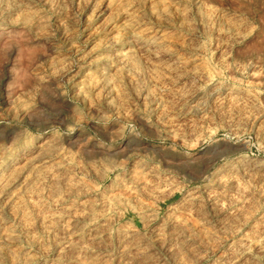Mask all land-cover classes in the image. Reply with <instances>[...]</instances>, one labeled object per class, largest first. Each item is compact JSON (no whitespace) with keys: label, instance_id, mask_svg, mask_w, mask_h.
<instances>
[{"label":"rangeland","instance_id":"1","mask_svg":"<svg viewBox=\"0 0 264 264\" xmlns=\"http://www.w3.org/2000/svg\"><path fill=\"white\" fill-rule=\"evenodd\" d=\"M0 184V264H264V0H0Z\"/></svg>","mask_w":264,"mask_h":264},{"label":"bare ground","instance_id":"2","mask_svg":"<svg viewBox=\"0 0 264 264\" xmlns=\"http://www.w3.org/2000/svg\"><path fill=\"white\" fill-rule=\"evenodd\" d=\"M123 24H125V23H123ZM135 25H136V24H135ZM137 25H138V24H137ZM157 27H158V26H157ZM129 29H130V28H129ZM130 30H132V29H130ZM163 31H164V30H163ZM160 33H161V32H160ZM150 34H151V33H150ZM154 34H155V33H154ZM130 36H131V35H130ZM143 36H144V35H143ZM147 37H148V36H147ZM134 38H135V37H134ZM135 39H136V38H135ZM126 40H127V39H126ZM136 42H137V41H136ZM138 44H139V43H138ZM126 45H127V44H126ZM124 46H125V45H124ZM136 46H137V45H136ZM151 46H152V45H151ZM118 47H119V46H118ZM135 48H136V47H135ZM145 48H146V47H145ZM129 49H130V48H129ZM136 49H137V48H136ZM138 49H139V48H138ZM138 49H137V50H138ZM143 49H144V48H143ZM151 49H152V48H151ZM140 50L142 51L141 48H140ZM156 51H157V50H156ZM121 53H122V52H121ZM139 53H140V52H139ZM106 54H107V53H106ZM112 54H113V53H112ZM127 54H128V53H127ZM115 57H116V55H115ZM121 58H123V57H121ZM108 59H109V58H108ZM119 60H120V59H119ZM126 60H127V59H126ZM110 62H111V61H110ZM128 62H129V61H128ZM102 63H103V62H102ZM99 64H100V63H99ZM103 64H104V63H103ZM119 64H120V63H119ZM117 65H118V64H117ZM98 68L101 69L102 66H101V68H100V67H98ZM37 146H38V145H37ZM93 148H94V147H93ZM26 149H28V148H26ZM36 149H37V148H36ZM33 150H34V149H33ZM27 151H28V150H27ZM41 151H42V150H41ZM86 151H87V150H86ZM26 153H27V152H26ZM101 153H102V152H101ZM26 155H27V154H26ZM18 156H19V155H18ZM31 156H32V155H31ZM19 157H20V156H19ZM24 157H25V156H24ZM44 157H45V156H44ZM45 158H46V157H45ZM45 158H44V159H45ZM13 160H14V159H13ZM23 160H24V159H23ZM178 160H179V159H178ZM254 160H255V159H254ZM33 161H35V160H33ZM179 161H180V160H179ZM241 161H242V160H241ZM38 162H39V161H38ZM38 162H37V163H38ZM40 162H41V161H40ZM181 162H183V161H181ZM18 163H19V162H18ZM37 163H36V164H37ZM41 163H42V162H41ZM47 163H48V162H47ZM47 163H46V164H47ZM172 163H173V162H172ZM256 163H257V162H256ZM12 164H13V163H12ZM34 164H35V162H34ZM42 164H43V163H42ZM44 164H45V163H44ZM48 164H49V163H48ZM177 164H179V163H177ZM238 164H239V163H238ZM5 165H6V164H5ZM239 165H240V164H239ZM52 166H53V165H52ZM55 166H56V165H55ZM14 167H15V165H14ZM26 167H27V166H26ZM28 167H29V166H28ZM186 167H187V166H186ZM230 167H231V166H230ZM5 168H6V167H5ZM11 168H12V167H11ZM11 168H10V169H11ZM51 168H52V167H51ZM53 168H54V167H53ZM111 168H112V167H111ZM224 168H225V167H224ZM237 168H238V167H237ZM237 168H236V170H237ZM229 169H230V168H229ZM233 169H234V167H233ZM7 170H8V169H7ZM59 170H60V169H59ZM59 170H58V171H59ZM230 170H231V169H230ZM56 171H57V170H56ZM187 171H188V170H187ZM221 171H222V170H221ZM247 171H248V170H247ZM26 172H27V171H26ZM222 172H223V171H222ZM233 172H234V171H233ZM72 173H73V172H72ZM83 173H84V172H83ZM200 173H201V172H200ZM200 173H199V174H200ZM229 173H230V172H229ZM235 173H236V172H235ZM51 174H53V173H51ZM51 174H50V175H51ZM62 174H63V173H62ZM219 174H220V173H219ZM226 174H227V173H226ZM251 174H252V172H251ZM194 175H195V174H194ZM201 175H202V174H201ZM220 175H221V174H220ZM228 175H229V174H228ZM8 176H9V175H8ZM229 176H230V175H229ZM249 176H250V175H249ZM223 177H224V176H223ZM230 177H231V176H230ZM236 177H237V176H236ZM221 179H222V178H221ZM229 179H230V178H229ZM229 179H228V180H229ZM207 180H208V179H207ZM231 180H232V179H231ZM234 180H235V178H234ZM224 181H225V180H224ZM226 181H227V180H226ZM52 182H53V181H52ZM207 182H208V181H207ZM217 182H218V181H217ZM225 183H226V182H225ZM69 184H70V183H69ZM82 184H83V183H82ZM222 184H223V183H222ZM239 184H240V183H239ZM0 185H1V184H0ZM74 185H75V184H74ZM223 185H225V184H223ZM240 185H241V184H240ZM72 186H73V185H72ZM216 186H217V185H216ZM236 186H237V185H236ZM243 186H244V185H243ZM221 187H222V186H221ZM259 187H260V186H259ZM234 188H235V187H234ZM84 189H85V188H84ZM87 189H88V188H87ZM242 190L244 191V188H243V187H242ZM66 191H67V190H66ZM69 191H71V190H69ZM72 191H73V188H72ZM103 191H104V190H103ZM237 191H238V190H237ZM56 192H57V191H56ZM241 192H242V191H241ZM244 192H246V190H245ZM49 193H50V192H49ZM69 193H70V192H69ZM72 193H73V192H72ZM230 193H231V192H230ZM236 193H237V192H236ZM236 193L234 192V194H236ZM84 194H85V193H84ZM244 194H245V193H244ZM246 194H247V192H246ZM89 195H90V194H89ZM95 195H96V194H95ZM238 195H239V194H238ZM249 195H250V194H249ZM15 196H16V195H15ZM114 196H115V195H114ZM230 196H231V195H230ZM233 196L235 197V195H233ZM112 197H113V195H112ZM236 197H237V196H236ZM239 197H240V195H239ZM47 198H48V197H47ZM229 198H230V197H229ZM231 198H232V197H231ZM241 198H242V196H241ZM249 198H250V197H249ZM51 199H52V198H51ZM106 199H107V198H106ZM109 199H110V198H109ZM190 200H191V199H190ZM198 200H199V199H198ZM219 200H220V199H219ZM223 200H224V199H223ZM223 200H222V202H223ZM228 200H230V199H228ZM233 200H234V199H233ZM235 200H236V198H235ZM103 201H104V200H103ZM116 201H118V200H116ZM79 202H80V201H79ZM100 202H101V201H100ZM69 203H70V201H69ZM103 203H105V202H103ZM116 203H117V202H116ZM53 204H54V203H53ZM64 204H65V203H64ZM101 205H102V203H101ZM101 205H100V207H102ZM105 205H106V204H105ZM108 205H109V204H108ZM221 205H222V204H221ZM224 205H225V204H224ZM53 206H54V205H53ZM57 206H58V205H57ZM129 206H130V205H129ZM227 206H228V205H227ZM58 207H59V206H58ZM88 207H89V206H87V208H88ZM110 207H112V204H111ZM122 207H123V206H122ZM189 207H190V206H189ZM63 209H64V208H63ZM112 209H113V207L111 208V210H112ZM139 209H140V208H139ZM68 210H69V209H68ZM107 210H108V208H107ZM115 210H116V209H115ZM52 211H54V210H52ZM78 211H79V210H78ZM97 211H98V210H97ZM148 211H149V210H148ZM190 211H191V210H190ZM236 211H237V210H236ZM64 212L66 213V212H68V211H64ZM64 212H63V213H64ZM89 212H91V211L89 210ZM229 212H230V211H229ZM118 213H119V211H118ZM141 213H142V212H141ZM180 213H181V212H180ZM227 213H228V212H227ZM48 214H49V213H48ZM69 214H70V212H69ZM81 214H82V213H81ZM86 214H87V213H86ZM86 214H85V215H86ZM183 214H185V213H183ZM66 215H68V214H66ZM74 215H75V214H74ZM83 215H84V213L82 214V216H83ZM146 215H147V214H146ZM49 216H50V215H49ZM63 216H64V215H63ZM86 216H87V215H86ZM88 216H89V215H88ZM98 216H99V215H98ZM108 216H109V215H108ZM111 216H112V215H111ZM148 216H149V215H148ZM58 217H59V216H58ZM66 217H67V216H66ZM52 218H53V217H52ZM52 218H51V219H52ZM61 218H62V217H61ZM110 218H111V217H110ZM56 219H57V218H56ZM86 219H87V218H86ZM183 219H185V218H183ZM108 220H109V219H108ZM147 220H148V219H147ZM191 220H192V219H191ZM50 221H52V220H50ZM61 221H62V220H61ZM61 221H60V222H61ZM65 221H66V219H65ZM100 221H101V220H100ZM102 221H103V220H102ZM106 221H107V220H106ZM111 221H112V220H111ZM142 221H143V220H142ZM148 221H149V220H148ZM182 221H183V220H182ZM58 222H59V221H58ZM60 222H59V223H60ZM103 222H104V221H103ZM63 223H64V222H63ZM155 223H156V222H155ZM168 223H169V222H168ZM168 223H167V224H168ZM180 223H181V221H180ZM156 224H158V223H156ZM104 225H105V224H104ZM109 225H110V224H109ZM52 226H53V225H52ZM71 226H72V225H71ZM102 226H103V225H101V228H102ZM157 226H158V225H157ZM92 227H93V226H92ZM160 227H162V226H160ZM185 227H186V226H185ZM61 228H62V226H61ZM77 228H78V227H77ZM88 228H89V227H88ZM103 228H105V227H103ZM132 228H133V227H132ZM59 229H60V228L58 227V230H59ZM68 229H69V228H68ZM105 229H106V228H105ZM72 230H73V229H72ZM95 230H96V229H95ZM101 230H102V229H101ZM101 230H100V231H101ZM168 230H169V229H168ZM52 231H53V230H52ZM60 231H61V229H60ZM62 231H63V230H62ZM68 231H69V230H68ZM88 231H89V230H88ZM92 231H93V230H92ZM106 231H107V230H106ZM115 231H116V230H115ZM155 231H156V229H155ZM155 231H154V232H155ZM164 231H165V230H164ZM173 231H174V229H173ZM69 232H70V231H69ZM93 232H94V231H93ZM120 232H121V231H120ZM165 232H166V231H165ZM176 232H177V231H176ZM62 233H63V232H62ZM75 233H76V232H75ZM126 233H127V232H126ZM157 233H160V230H159V232L157 231ZM69 234H70V233H69ZM116 234H117V233H116ZM122 234H123V233H122ZM169 234H170V233H169ZM169 234H168V235H169ZM81 235H82V234H81ZM81 235H80V236H81ZM87 235H89V233H87ZM87 235H86V237H87ZM118 235H119V234H118ZM123 235H125V233H124ZM163 235H164V234H163ZM51 236H52V235H51ZM157 236H158V235H157ZM170 236H171V235H170ZM69 237H70V236H69ZM160 237H161V239H162V236H161V235H160ZM76 238H77V237H76ZM105 238H106V237H105ZM120 238H121V237H120ZM128 238H131V237H128ZM256 238H257V237H256ZM73 239H74V238H73ZM82 239H84V238H82ZM82 239H81V240H82ZM125 239H126V238H125ZM178 239H180V238H178ZM257 239H258V238H257ZM71 240H72V239H71ZM81 240H80V242H82ZM88 240H89V238L87 239V241H88ZM128 240H129V239H128ZM174 240H175V239H174ZM232 240H233V239H232ZM75 241H77V240H75ZM93 241H94V240H93ZM78 242H79V240H78ZM116 243H117V242H116ZM127 243H128V241H127ZM139 243H140V242H138V244H139ZM143 243L146 244V242H143ZM172 243H173V242H172ZM81 244H83V243H81ZM81 244H80V245H81ZM86 244H87V243H86ZM88 244H91V243L89 242ZM96 244H98V242H97ZM122 244H123V243H122ZM128 244H130V243H128ZM166 244H167V243H166ZM84 245H85V244H84ZM91 245H92V244H91ZM107 245H108V243H107ZM111 245H112V244H111ZM131 245H132V244H131ZM134 245H135V244H134ZM160 245H161V244H160ZM171 245H172V244H171ZM253 245H254V244H253ZM62 246H64V245L62 244ZM122 246H123V245H122ZM122 246H120V247H122ZM141 246H142V245H141ZM141 246H140V247H141ZM167 246H168V245H167ZM231 246H232V245H231ZM257 246H258V245H257ZM260 246H261V245H260ZM70 247H71V246H70ZM109 247H110V246H109ZM124 247H125V246H124ZM165 247H166V246H165ZM171 247H172V246H171ZM236 247H237V246H236ZM254 247H255V245H254ZM75 248H76V247H75ZM77 248H78V247H77ZM79 248H80V247H79ZM138 248H139V246H138ZM141 248H142V247H141ZM163 248H164V247H163ZM62 249H63V248H62ZM135 249H136V248H135ZM245 249H246V247H245ZM78 250H79V249H78ZM81 250H82V249H81ZM98 250H99V249H98ZM139 250H140V249H139ZM141 250H142V249H141ZM145 250H146V248H145ZM173 250H174V249H173ZM67 251H69V250H67ZM72 251H73V250H71V251H69V252L71 253ZM84 251H85V250H84ZM115 251H116V250H115ZM76 252H77V251H76ZM76 252H75V253H76ZM90 252H91V251H90ZM95 252H96V251H95ZM79 253H80V252H79ZM81 253L84 254V252H81ZM100 253H101V252H100ZM100 253H99V254H100ZM105 253H106V252H105ZM142 253H143V252H142ZM67 254H68V253H67ZM92 254H93V252H92ZM92 254H91V255H92ZM95 254H97V252L94 253V255H95ZM138 254H139V253H138ZM140 254H141V253H140ZM146 254H148V253H146ZM223 254H224V253H223ZM246 254H247V253H246ZM249 254H250V253H249ZM249 254H248V255H249ZM64 255H65V254H64ZM73 255H74V254H73ZM78 255L81 256V254H78ZM128 255H129V254H128ZM45 256H46V255H45ZM76 256H77V255H76ZM88 256H89V255H88ZM100 256H101V255H100ZM139 256H140V255H139ZM139 256H138V257H139ZM229 256H230V255H229ZM60 257H61V256H60ZM82 257H83V256H82ZM138 257H137V258H138ZM224 257H225V256H224ZM63 258H64V257H63ZM66 258H67V257H66ZM69 258H70V257H69ZM89 258H90V256H89ZM97 258H98V257H97ZM102 258H103V257H102ZM102 258H100L99 260H101ZM104 258H105V256H104ZM104 258H103V259H104ZM128 258H129V256H128ZM144 258H145V257H144ZM144 258H142V259H144ZM146 259H147V258H146ZM146 259H145V260H146ZM223 259H224V258H223ZM66 260H67V259H66ZM88 260H89V259H88ZM99 260H98V261H99ZM139 260H141V258H140ZM46 261H47V260H46ZM229 261H230V260H229ZM229 261H228V263H229ZM66 262H67V261H66ZM117 262H118V261H117ZM141 262H142V261H141ZM226 262H227V261H226ZM233 262H234V261H233ZM35 263H36V262H35ZM46 263H47V262H46ZM107 263H108V262H107ZM249 263H250V262H249ZM70 264H71V263H70ZM72 264H73V263H72ZM123 264H124V263H123ZM221 264H222V263H221ZM242 264H243V262H242Z\"/></svg>","mask_w":264,"mask_h":264}]
</instances>
